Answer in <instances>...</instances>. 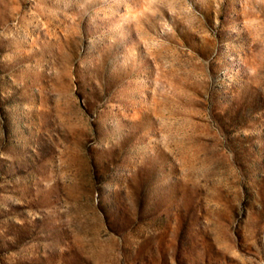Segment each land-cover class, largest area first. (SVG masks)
<instances>
[{
	"label": "rangeland",
	"instance_id": "374dc122",
	"mask_svg": "<svg viewBox=\"0 0 264 264\" xmlns=\"http://www.w3.org/2000/svg\"><path fill=\"white\" fill-rule=\"evenodd\" d=\"M0 264H264V0H0Z\"/></svg>",
	"mask_w": 264,
	"mask_h": 264
}]
</instances>
